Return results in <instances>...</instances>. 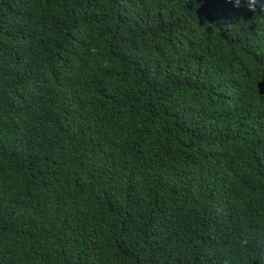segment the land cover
Returning <instances> with one entry per match:
<instances>
[{"label": "trees", "instance_id": "obj_1", "mask_svg": "<svg viewBox=\"0 0 264 264\" xmlns=\"http://www.w3.org/2000/svg\"><path fill=\"white\" fill-rule=\"evenodd\" d=\"M0 0V264H264V11Z\"/></svg>", "mask_w": 264, "mask_h": 264}, {"label": "clouds", "instance_id": "obj_2", "mask_svg": "<svg viewBox=\"0 0 264 264\" xmlns=\"http://www.w3.org/2000/svg\"><path fill=\"white\" fill-rule=\"evenodd\" d=\"M228 2H232V0H228ZM233 6L235 8L241 7V0H235ZM244 6L247 10L252 12H255L257 7H259L261 11H264V0H244Z\"/></svg>", "mask_w": 264, "mask_h": 264}]
</instances>
